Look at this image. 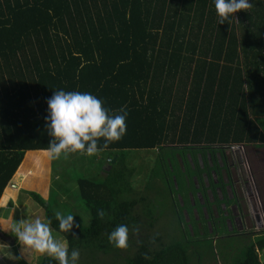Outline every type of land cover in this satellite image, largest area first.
<instances>
[{
  "label": "trees",
  "instance_id": "1",
  "mask_svg": "<svg viewBox=\"0 0 264 264\" xmlns=\"http://www.w3.org/2000/svg\"><path fill=\"white\" fill-rule=\"evenodd\" d=\"M249 2L253 7L248 12H237L220 25L214 0H0V195L27 151L48 148L47 101L54 91L91 93L113 112L126 109L127 132L103 150L108 158L118 155L100 166L101 180L75 179L91 215L89 225L75 218L78 238L60 232L48 199L34 190L26 191L29 198L44 207L46 220L67 240L69 253L79 250L78 264H95L98 256L102 264H199L193 239L165 243L148 236L153 206L148 196L137 193L121 158L130 149L171 142L177 168L187 173V184L195 190L180 201L195 210L191 218L196 222L190 229L183 226L188 225H182L185 216L190 220L187 206L174 203L178 226L194 233L202 219L211 232L214 227L218 234L228 233V224L234 225L229 216L233 201L219 178L226 165L221 147L264 145V0ZM103 143L101 138L99 146ZM60 159L48 160L52 177L58 169L53 163ZM173 184L178 187L175 179ZM97 209L107 212L104 220ZM121 224L129 227L127 249L108 241ZM144 226L146 231L137 236L134 228ZM202 228L206 235L204 223ZM240 252L232 262L221 256L220 264H264V232ZM17 264L58 262L48 256L37 263L17 257Z\"/></svg>",
  "mask_w": 264,
  "mask_h": 264
},
{
  "label": "rangeland",
  "instance_id": "2",
  "mask_svg": "<svg viewBox=\"0 0 264 264\" xmlns=\"http://www.w3.org/2000/svg\"><path fill=\"white\" fill-rule=\"evenodd\" d=\"M161 148H135L130 149L128 153L121 158V161L126 165V176L134 183V187L138 190L137 193L145 194L149 197L151 210L154 211V220L150 219L148 222H152L151 227L147 234L148 236L154 237L159 236V242H169L171 240H191L192 252L198 256L199 264H220V257H228L229 262L237 260L241 257V249L245 243H249L251 239L255 241L257 236L262 235L264 232V145L260 144L257 146L254 143H238L229 144L221 147V156H224L226 166L224 169L219 170V178L227 186L226 193L229 199L235 196L239 207V215L244 217L245 227L238 232L231 233L230 228L228 233L218 234L213 227V232L210 230V226L207 222L202 219L198 220V231L196 226L192 229L194 233L186 232L189 226H194L195 220L191 218V213L196 214L195 210L192 212L190 207L183 205L182 201L186 202L191 191L194 190L191 185L187 184L186 176L187 173L180 172L177 168V151L171 149V142H167ZM176 152V153H175ZM37 153H28L27 158H31L29 164L24 163L20 167V177L16 178L18 185H27L29 182L37 179L44 175L42 173L46 168L45 176L52 170L51 163H43L40 157H34ZM118 155V153H116ZM116 155L108 158V152L102 151L100 155H96V159L91 157H82L77 153L68 154L64 159H60L61 162L53 163V168L57 164L58 169L53 171V181L49 185L51 197L48 202L51 203V209L53 211H61L63 214H72L76 216L78 223L82 226H88L91 221V215L88 211V207L82 202L78 195V186L76 177L85 175L93 177L95 180H101L105 174L100 169L102 165L105 167L109 159H114ZM84 159V160H83ZM117 159V158H116ZM115 159V160H116ZM114 160V161H115ZM29 165V167H25ZM45 166V168H44ZM107 167V166H106ZM226 169V170H225ZM182 170V169H181ZM203 175V174H202ZM51 176V174H50ZM172 180V184L169 186L166 180ZM173 179L177 181L178 187L174 188ZM171 182V181H170ZM27 183V184H24ZM206 181H204V185ZM231 185V186H230ZM196 187V186H195ZM216 188H219L216 186ZM156 189V190H155ZM171 190V193H170ZM195 191V190H194ZM207 199L212 200V196L209 190L205 191ZM217 197L221 198V193L216 190ZM138 194V197H139ZM188 194V196L186 195ZM44 196V194L42 193ZM253 199L254 201H251ZM26 203V202H25ZM38 206L29 208L35 213L34 216L39 217L43 221L47 222L45 218V209L39 203L35 202ZM174 203L179 204L180 207H186L190 220L185 216L183 223L188 225L187 228H181L178 226L177 215L174 212ZM209 206L211 215L213 218L218 216L216 213L215 206ZM198 207V206H197ZM198 215L200 212L198 208ZM184 212V211H183ZM223 214H226L225 212ZM26 213L22 212V216L25 217ZM184 215V214H182ZM20 221V220H19ZM244 222V221H243ZM205 224L208 228L207 236L204 234L201 224ZM213 224H217L214 222ZM146 226L138 227L139 231H135V234H143L146 231ZM145 229V230H144ZM190 229V228H189ZM202 230V231H201ZM230 230V232H229ZM186 233V234H185ZM192 233V235H191ZM53 235L58 240H65L64 236L56 231H53ZM235 236V237H233ZM183 239V240H184ZM210 239V240H208ZM18 242V241H17ZM159 242H155L158 244ZM155 246V245H154ZM22 246L17 249L18 255L24 261H30L37 263L47 255H41L31 250H22ZM8 253V258L12 259L13 264L16 263V256L12 258V255L8 252V249L4 247V252ZM105 258V257H104ZM260 258L264 262V252L260 253ZM95 264L100 263L101 257H97ZM107 262H114L113 259L106 257ZM103 262V260H102ZM121 262V261H116ZM191 264H197L196 260Z\"/></svg>",
  "mask_w": 264,
  "mask_h": 264
},
{
  "label": "clouds",
  "instance_id": "3",
  "mask_svg": "<svg viewBox=\"0 0 264 264\" xmlns=\"http://www.w3.org/2000/svg\"><path fill=\"white\" fill-rule=\"evenodd\" d=\"M214 3L220 25L230 21L235 13L248 12L253 7L249 0H214ZM47 104L46 125L51 140L45 151L51 159H60L62 155L67 157L68 154L77 152L89 157L97 155L107 149L109 144L122 139L127 132L126 109L122 107L113 112L105 108L103 101L91 93L57 90ZM101 138L104 140L103 147L99 146ZM54 215L59 222L60 232L72 233L76 237L73 227H80L75 223L76 216L65 215L59 210ZM106 215L104 209H97L100 220H104ZM10 227L23 251L31 250L47 255L58 264H78L79 250L73 249L69 253L67 240L54 237L51 220L45 222L39 217L29 216L15 221ZM0 228L5 231L2 225ZM134 231L138 232L139 229L134 228ZM108 241L117 249H127L129 227L125 224L117 226L108 235ZM5 256L3 252L0 253V262Z\"/></svg>",
  "mask_w": 264,
  "mask_h": 264
},
{
  "label": "crops",
  "instance_id": "4",
  "mask_svg": "<svg viewBox=\"0 0 264 264\" xmlns=\"http://www.w3.org/2000/svg\"><path fill=\"white\" fill-rule=\"evenodd\" d=\"M36 152L37 155L34 157H40L42 162L46 164L48 163L49 156L45 150H30L27 151L24 160L21 161L17 170L15 171L9 185L5 187L0 195V225L3 226L5 231L0 228V253L3 252L6 256L0 264H13L12 259L8 258V253L4 252V247L8 249V252L12 255V258L16 256V263L17 257H19L17 249L21 246L19 244L18 238L15 237L11 231V224L15 221H19L21 219H27L29 216H34L35 213L31 211L29 208H33L35 205L38 206L34 201L31 200L26 191H38L44 194L45 199H49L51 197V192L49 190V185H51L53 181V177L50 176V172L46 174V168L44 166V173L43 177L40 176L37 179L29 182L27 185H18L16 178L18 174H21L20 167L22 164L27 163L29 164L31 157L27 158L28 153ZM47 165V164H46ZM29 167L26 165L25 167ZM20 176L18 175V178ZM27 184V183H24ZM26 202V203H25ZM22 212H25V217L22 216ZM22 249V248H21ZM20 258V257H19ZM22 259V258H20ZM23 260V259H22Z\"/></svg>",
  "mask_w": 264,
  "mask_h": 264
},
{
  "label": "flooded vegetation",
  "instance_id": "5",
  "mask_svg": "<svg viewBox=\"0 0 264 264\" xmlns=\"http://www.w3.org/2000/svg\"><path fill=\"white\" fill-rule=\"evenodd\" d=\"M226 166V165H225ZM224 166V167H225ZM224 169V168H221ZM220 169V170H221ZM226 170V169H225ZM227 186L229 187V185H225V188L227 189ZM231 186V185H230ZM227 194V193H226ZM227 197L229 198L228 194ZM235 196L232 197L230 200H232L233 202L230 204L229 208L231 209L230 211V217H232V224H228V228H230V230L232 231H237V230H241L242 228L245 227V220L244 217L239 215L240 211H239V207L236 206L235 204ZM251 201H254L253 199H251ZM244 221V222H243ZM232 225V226H231Z\"/></svg>",
  "mask_w": 264,
  "mask_h": 264
},
{
  "label": "water",
  "instance_id": "6",
  "mask_svg": "<svg viewBox=\"0 0 264 264\" xmlns=\"http://www.w3.org/2000/svg\"><path fill=\"white\" fill-rule=\"evenodd\" d=\"M114 160H115V158H114V159H110L111 163H113V162H114Z\"/></svg>",
  "mask_w": 264,
  "mask_h": 264
}]
</instances>
